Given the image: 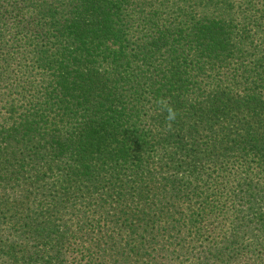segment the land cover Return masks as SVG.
<instances>
[{
	"label": "trees",
	"instance_id": "obj_1",
	"mask_svg": "<svg viewBox=\"0 0 264 264\" xmlns=\"http://www.w3.org/2000/svg\"><path fill=\"white\" fill-rule=\"evenodd\" d=\"M0 264H264V0H0Z\"/></svg>",
	"mask_w": 264,
	"mask_h": 264
},
{
	"label": "clouds",
	"instance_id": "obj_2",
	"mask_svg": "<svg viewBox=\"0 0 264 264\" xmlns=\"http://www.w3.org/2000/svg\"><path fill=\"white\" fill-rule=\"evenodd\" d=\"M157 103L162 105L163 110L166 112L165 122L166 127L171 128L172 122L175 121L177 113L175 109L167 103L163 98L158 100Z\"/></svg>",
	"mask_w": 264,
	"mask_h": 264
}]
</instances>
